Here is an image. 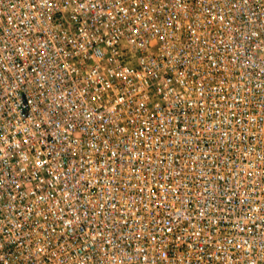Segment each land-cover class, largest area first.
Listing matches in <instances>:
<instances>
[{
    "label": "built area",
    "instance_id": "built-area-1",
    "mask_svg": "<svg viewBox=\"0 0 264 264\" xmlns=\"http://www.w3.org/2000/svg\"><path fill=\"white\" fill-rule=\"evenodd\" d=\"M0 264H264V0H0Z\"/></svg>",
    "mask_w": 264,
    "mask_h": 264
}]
</instances>
